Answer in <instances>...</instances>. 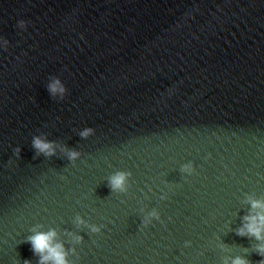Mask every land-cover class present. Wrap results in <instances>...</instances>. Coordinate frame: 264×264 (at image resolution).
<instances>
[{
	"label": "water",
	"instance_id": "1",
	"mask_svg": "<svg viewBox=\"0 0 264 264\" xmlns=\"http://www.w3.org/2000/svg\"><path fill=\"white\" fill-rule=\"evenodd\" d=\"M34 135L80 155L36 156ZM250 199L264 0H0V264H39L27 237L49 230L69 264H258Z\"/></svg>",
	"mask_w": 264,
	"mask_h": 264
},
{
	"label": "clouds",
	"instance_id": "2",
	"mask_svg": "<svg viewBox=\"0 0 264 264\" xmlns=\"http://www.w3.org/2000/svg\"><path fill=\"white\" fill-rule=\"evenodd\" d=\"M26 22L23 19L17 21V27L23 29L25 28ZM4 44L7 45L8 41L5 39ZM6 48V47H5ZM48 92L52 97H57L63 99L66 88L65 85L61 83L59 78H53L47 86ZM93 132L92 128H84L79 134L81 137H87ZM32 146L36 149V156L41 153L45 157H51L55 154L56 147H60L62 152H65L67 158L73 164L75 163L77 157L80 155L79 152L75 150H67L62 145H57L54 141L42 139L40 136L32 137ZM15 154H20V148L16 147L14 149ZM11 163V161H9ZM182 171L191 172V163L183 165ZM129 175L127 172H116L109 177L108 187L112 191L125 190V180ZM252 210L260 209V211H255L244 217L246 221L239 229H237V235L253 237L257 243L252 246L253 252H255L261 259L258 260V264H264V202L256 199H250ZM159 214L156 210H153L146 216L143 220V225L147 226L150 223V217H157ZM77 223H83L79 217L76 218ZM92 232H100V228L95 225L91 228ZM56 236L55 230H49L48 232H35L27 237V242L30 243L31 249L34 254H39V264H69L66 259V253L64 247L59 242H54V237ZM81 237L77 236L76 240L79 241ZM189 241H185L187 245ZM24 264H30L29 261L25 260ZM224 264H228L227 258H225ZM231 264H251V261L247 256L237 255L231 258Z\"/></svg>",
	"mask_w": 264,
	"mask_h": 264
}]
</instances>
